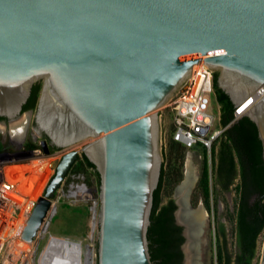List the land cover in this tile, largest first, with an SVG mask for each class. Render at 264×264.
I'll list each match as a JSON object with an SVG mask.
<instances>
[{"label":"water","instance_id":"1","mask_svg":"<svg viewBox=\"0 0 264 264\" xmlns=\"http://www.w3.org/2000/svg\"><path fill=\"white\" fill-rule=\"evenodd\" d=\"M201 57L235 107L264 84V0H0V116L10 119L0 122V149H21L23 107L37 82L35 133L57 147L90 139L56 165L24 240L35 239L82 152L100 175L97 264H154L148 230L164 160L161 108ZM242 116L264 143V96ZM194 175L186 154L172 197L184 264H201ZM254 264H264V233Z\"/></svg>","mask_w":264,"mask_h":264},{"label":"trees","instance_id":"2","mask_svg":"<svg viewBox=\"0 0 264 264\" xmlns=\"http://www.w3.org/2000/svg\"><path fill=\"white\" fill-rule=\"evenodd\" d=\"M214 74V100L219 105L220 124L225 128L215 143L211 156L207 150L201 165L198 192L208 210L217 208L221 191L235 187V225L237 252L232 258L219 242L216 252L217 264H254L258 241L264 233V143L259 137L256 123L248 116L235 118L234 103L217 82ZM40 90L35 83L28 105H33ZM6 119L0 116V120ZM173 127L163 148L164 160L160 182L154 193L151 225L148 230L150 253L154 264H184L181 246L184 242L182 227L175 221L177 208L173 198L163 203L166 186L183 179V164L188 148L173 138ZM28 146H36L30 143ZM72 170L95 176L100 189V175L94 163L82 153ZM225 227H218L216 238L225 235Z\"/></svg>","mask_w":264,"mask_h":264},{"label":"built area","instance_id":"3","mask_svg":"<svg viewBox=\"0 0 264 264\" xmlns=\"http://www.w3.org/2000/svg\"><path fill=\"white\" fill-rule=\"evenodd\" d=\"M203 59L204 57H201V61L193 65L191 77L182 85L175 96L161 108V117L165 111L172 116L173 138L180 144L188 149L199 147L211 153L225 128H221V125L216 126V117L212 111L214 101L213 72L205 68ZM263 96L264 84L260 85L236 107L235 118L241 117ZM47 156L48 154H44L42 148L33 151L24 150L21 153L0 152V264H37L35 250L47 234H49V240L44 251L55 238L72 240L50 233L49 226L57 212L58 203L63 197L67 196L69 199L75 200L90 192L85 181V173L74 170L69 171L66 177L68 181H64L57 190L52 199L51 208L35 239L28 242L22 238V232L35 208L37 199H30V196L24 195L18 189L17 184L12 183L10 176L13 173L7 175L6 168L12 165L29 164L33 160L44 161ZM66 185L68 187L65 190ZM97 203L95 199L91 207L94 215L96 214ZM24 243L31 245V247L24 248ZM38 262L42 264L41 257Z\"/></svg>","mask_w":264,"mask_h":264},{"label":"rangeland","instance_id":"4","mask_svg":"<svg viewBox=\"0 0 264 264\" xmlns=\"http://www.w3.org/2000/svg\"><path fill=\"white\" fill-rule=\"evenodd\" d=\"M212 111L216 117V126L221 125L219 105L216 103L215 100L213 101ZM161 126H162L161 143L163 149L165 143L167 142L169 132L172 130V116L167 111H165L163 117H161ZM31 130L32 129H30L28 135L29 138L31 136ZM28 137L25 134L23 143ZM89 141L90 139L82 140L73 145L66 146L57 155L50 154L46 157V159L42 162L46 166L42 168L41 174H39V177L37 178V180H35L36 183L34 182L32 186L31 189L32 191L30 190V193H33L34 195V196L32 195L34 199H37L43 193L45 186L49 182L51 176L56 171V165L59 163L63 155L71 150H78L82 148ZM7 151L21 153V151L24 150L0 149L1 153H6ZM186 154H191L195 168L191 203L196 210H197L196 203L202 200L203 221H202V238H201V264H217L216 252L219 242L222 244L224 248L223 236L220 237V240L218 239V236L216 238L217 227H216L215 214L217 215V220L220 218L219 225L225 223L226 252L230 253V255H232V258H234L237 252L235 225L233 224L232 221V214L234 213L235 210V196H236V192L234 189L235 187L232 186L229 189L228 193H223V191H221L217 199V208H214V210L210 212L207 206L205 205L203 198L201 197L200 192H198V188H197L200 171H201V165L204 157V151L202 150V148L199 147L191 148L187 150ZM208 155L211 156V153H208ZM10 177H11L10 178L11 181L16 180L17 178L16 174H11ZM88 179H90L91 182L90 184H88L87 176H86L85 181L88 184L90 192H88L87 194H83L82 197L75 200L69 199L67 196L63 197L60 200V202L58 203V210L51 220L49 226V232L56 236L70 238L72 240L81 242L83 247V264H85L89 249L91 251L93 264H97L100 189L98 188V183L95 176L89 173ZM176 185L177 183L166 186L164 190L163 203H166L169 198L173 197ZM24 186L22 187V190L27 192L29 190V186L25 184ZM67 187L68 185L65 186V190L67 189ZM95 199L97 200L98 203L96 206V214L94 215V212H92L91 207L93 206V202ZM94 221L96 222L95 226L93 223ZM48 240H49V234H47V236L42 239L41 244L35 250L37 264H39L38 260L41 257L46 245L48 244Z\"/></svg>","mask_w":264,"mask_h":264},{"label":"bare ground","instance_id":"5","mask_svg":"<svg viewBox=\"0 0 264 264\" xmlns=\"http://www.w3.org/2000/svg\"><path fill=\"white\" fill-rule=\"evenodd\" d=\"M42 162L43 161L33 160L31 163L27 165L19 164V165L8 166L6 168L7 175H10L11 173L16 174L17 178L16 180H12V183L17 184L18 189L21 190L24 193V195L30 196V199H34L32 197L33 193H30V190L32 189L34 182L36 183L35 180H37L39 174H41L42 168L46 166ZM24 184L29 186V190L27 192L22 190ZM18 221L20 222V220ZM202 221H203V216H202ZM23 247L30 248L31 245L24 243ZM50 256L51 259L49 260ZM91 256H92L91 251L89 249L85 264H93ZM50 261L53 262L51 264H83L82 243L79 241H75V240L73 241L69 239L67 240L63 238L53 239L50 242L49 246L44 251L43 255L41 256L42 264H50Z\"/></svg>","mask_w":264,"mask_h":264},{"label":"flooded vegetation","instance_id":"6","mask_svg":"<svg viewBox=\"0 0 264 264\" xmlns=\"http://www.w3.org/2000/svg\"><path fill=\"white\" fill-rule=\"evenodd\" d=\"M35 85V84H34ZM41 86H42V84H41V82H40V90H41ZM34 87V86H33ZM40 90H39V92H38V94H37V98L35 99V101H34V103H33V105H31L30 107H26V109H24V107L26 106V105H28V103H29V101H30V98H31V96H32V92H33V89H32V92H31V95H30V97L28 98V100H27V102H26V104L24 105V107H23V113H25V112H29V124H28V127H27V133H26V135H27V137H28V135H29V132H30V129H32L31 130V136H30V138L28 139V138H26V140H25V142L24 143H21V144H19L20 145V147H21V149H23V150H25V151H33V150H35V149H37V148H42L43 149V151H44V154H48V153H46V151H45V149H48L49 150V154L48 155H57V154H59L65 147H57V146H55L53 143H52V141L50 140V138L46 135V134H42V135H37V134H35L34 133V126L36 125L35 124V112H36V110H37V106H38V99H39V95H40ZM0 122H5L6 124H9V122H10V119H3V120H0ZM44 140H46L47 141V143L46 144H43V141ZM30 143L32 144V143H35L36 144V146H28V145H30ZM1 148H4V145H2V146H0ZM70 152V151H69ZM68 153V152H67ZM66 154V153H65ZM64 154V155H65ZM63 155V156H64ZM81 155H82V152L80 153V155H79V157H81ZM78 157V158H79ZM63 158V157H62ZM61 158V159H62ZM77 161V160H76ZM75 161V162H76ZM74 162V163H75ZM73 163V164H74ZM73 166V165H72ZM72 166H71V168L69 169V171L70 170H72ZM69 171H68V173H69ZM68 173H67V175H66V177L68 176ZM66 177H65V179H64V181H68V179L66 180ZM63 181V182H64ZM63 184V183H62Z\"/></svg>","mask_w":264,"mask_h":264},{"label":"crops","instance_id":"7","mask_svg":"<svg viewBox=\"0 0 264 264\" xmlns=\"http://www.w3.org/2000/svg\"><path fill=\"white\" fill-rule=\"evenodd\" d=\"M27 164H28V163H27ZM57 210H58V206H57ZM50 259H51V256H50L49 260H50ZM46 263H47V262H46ZM51 263H53V262H52V261H50V264H51Z\"/></svg>","mask_w":264,"mask_h":264}]
</instances>
